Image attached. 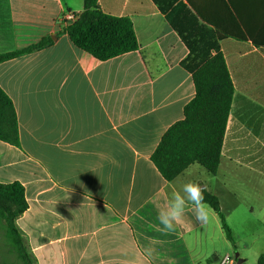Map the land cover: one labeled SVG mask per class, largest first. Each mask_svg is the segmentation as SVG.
<instances>
[{"label":"crops","instance_id":"1","mask_svg":"<svg viewBox=\"0 0 264 264\" xmlns=\"http://www.w3.org/2000/svg\"><path fill=\"white\" fill-rule=\"evenodd\" d=\"M195 1L254 40L220 41L235 95L217 174L194 164L169 182L151 155L184 118L195 86L181 66L189 50L154 1L98 0L104 13L132 20L140 44L100 61L62 31L64 14L82 13L83 0H0V55L53 40L0 62L20 134V147L0 141V183L25 187L28 209L16 225L34 264H217L231 248L246 263L264 242V0H234V14L223 1ZM188 181L219 198L235 246L210 206L207 224L189 206L174 232L160 231L158 210ZM250 183L254 204L241 199ZM235 217L255 226L250 247L237 239Z\"/></svg>","mask_w":264,"mask_h":264},{"label":"trees","instance_id":"2","mask_svg":"<svg viewBox=\"0 0 264 264\" xmlns=\"http://www.w3.org/2000/svg\"><path fill=\"white\" fill-rule=\"evenodd\" d=\"M166 21L179 34L189 50L181 66L191 73L195 96L184 107V118L171 125L151 155V161L167 181H173L191 165L216 175L221 164L225 137L235 95V86L220 41L231 37L254 40L251 35L234 34L225 21L208 16L195 0H153ZM223 1L230 13L234 0ZM79 18L63 27L71 42L100 61L137 51L140 48L133 22L128 17L104 13L98 0H83ZM232 32V33H231ZM53 43L52 38L20 51L1 54L0 62L16 58ZM258 44V43H257ZM0 141L20 147L19 122L13 101L0 86ZM205 202L219 216L227 240L235 246L219 198L204 191ZM28 209L25 187L19 182L0 183V219L8 241L21 264H34L16 225ZM0 264H6L0 261ZM242 264H245L242 263ZM256 264H264V252Z\"/></svg>","mask_w":264,"mask_h":264},{"label":"clouds","instance_id":"3","mask_svg":"<svg viewBox=\"0 0 264 264\" xmlns=\"http://www.w3.org/2000/svg\"><path fill=\"white\" fill-rule=\"evenodd\" d=\"M205 189L201 184L188 181L183 183L178 191L172 193L169 202L158 210L157 219L162 226L160 231L167 234L175 231L176 225L180 224L189 209L196 221L205 225L210 219V207L205 202ZM151 254V250H148Z\"/></svg>","mask_w":264,"mask_h":264},{"label":"rangeland","instance_id":"4","mask_svg":"<svg viewBox=\"0 0 264 264\" xmlns=\"http://www.w3.org/2000/svg\"><path fill=\"white\" fill-rule=\"evenodd\" d=\"M234 128H235V125L231 124L229 137L227 141V148L225 151L228 154L231 152L230 144L234 139V130H235ZM256 195H257V192L253 190L252 185L250 183L249 185H246L245 188H243V194H242L241 199L244 203L254 204V202L256 201ZM235 215H237V213ZM231 222L235 228L237 239L240 240L242 244L250 247L251 246L250 244L251 236L248 235V233L254 230L255 226H253V224H251L250 222H248L247 225H245L244 222H240L238 219L236 220V217L232 218ZM221 244L222 246L224 245L223 240ZM230 245H231L230 242L227 241V246L230 247ZM262 246H264V242H261V243L258 242L257 244L253 246V248H251V250L249 251L247 255L248 258L245 264H256L257 262L256 252H257V249L261 248ZM229 252L232 255H234L236 252H238V250L231 248ZM16 257H17V254L15 253V250L12 248V246L10 245L8 241L4 222L0 219V261L6 264H21L20 260L17 259L16 261Z\"/></svg>","mask_w":264,"mask_h":264},{"label":"built area","instance_id":"5","mask_svg":"<svg viewBox=\"0 0 264 264\" xmlns=\"http://www.w3.org/2000/svg\"><path fill=\"white\" fill-rule=\"evenodd\" d=\"M79 16V13L68 11L64 14L61 20L63 21L62 23L67 26L76 21ZM217 264H237V259L232 254H226L217 261Z\"/></svg>","mask_w":264,"mask_h":264},{"label":"water","instance_id":"6","mask_svg":"<svg viewBox=\"0 0 264 264\" xmlns=\"http://www.w3.org/2000/svg\"><path fill=\"white\" fill-rule=\"evenodd\" d=\"M234 256H235V258L237 259V264H242V263L245 262V260H244L243 258L240 257L239 252H236V253L234 254Z\"/></svg>","mask_w":264,"mask_h":264}]
</instances>
